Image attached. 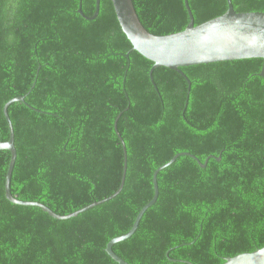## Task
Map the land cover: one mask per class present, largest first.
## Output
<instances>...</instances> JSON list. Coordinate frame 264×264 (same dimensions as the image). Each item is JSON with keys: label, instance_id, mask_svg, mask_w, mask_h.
Returning <instances> with one entry per match:
<instances>
[{"label": "trees", "instance_id": "obj_1", "mask_svg": "<svg viewBox=\"0 0 264 264\" xmlns=\"http://www.w3.org/2000/svg\"><path fill=\"white\" fill-rule=\"evenodd\" d=\"M194 25L227 9V0H187ZM154 35L183 30L184 0H132ZM236 12L264 11V0H231ZM0 0V142L14 130L11 194L58 220L9 202L10 153L0 150V264H222L264 247V76L261 58L179 67L190 81L152 62L120 29L111 0ZM216 157H220L217 160ZM176 260V261H175ZM189 262V263H188Z\"/></svg>", "mask_w": 264, "mask_h": 264}, {"label": "water", "instance_id": "obj_2", "mask_svg": "<svg viewBox=\"0 0 264 264\" xmlns=\"http://www.w3.org/2000/svg\"><path fill=\"white\" fill-rule=\"evenodd\" d=\"M99 3L100 0H95V11L92 16L84 15L80 8L78 9V13L86 20H92L98 15ZM111 3L120 29L130 42L132 50L138 52L153 63L149 70L151 81L154 69L166 67L179 72L186 79L189 90L190 81L184 73L179 70V67L249 58H261L263 60L259 75L264 76V11L236 12L232 6L231 0H227V9L223 14L199 25H194V19L188 1L184 0L189 16V22L186 27L178 32L166 35H154L148 32L141 24L132 0H111ZM23 100V96L12 98L8 100L2 108L3 116L9 129V139L0 142V150H7L10 153L4 182V194L6 199L16 205L38 207L55 219L66 220L116 197L124 185L127 168L125 144L117 130V119L114 123V129L123 148V170L120 185L113 194L66 215L56 214L40 202L19 200L11 194L10 180L16 160V149L14 146V130L8 114V107L13 102ZM180 155H188L194 158L203 168L206 166L207 159L209 157H214L211 155L204 163H201L196 156L181 152L175 154L167 163L159 166L153 172V197L140 209L130 230L121 236L110 239L106 244V253L118 264L129 263L114 253L112 249L113 245L133 235L144 212L157 200L158 172L173 163ZM216 159L220 160V157H216ZM222 264H264V247L252 252H245L233 257H227Z\"/></svg>", "mask_w": 264, "mask_h": 264}, {"label": "flooded vegetation", "instance_id": "obj_3", "mask_svg": "<svg viewBox=\"0 0 264 264\" xmlns=\"http://www.w3.org/2000/svg\"><path fill=\"white\" fill-rule=\"evenodd\" d=\"M185 5V4H184ZM186 8V7H185Z\"/></svg>", "mask_w": 264, "mask_h": 264}]
</instances>
